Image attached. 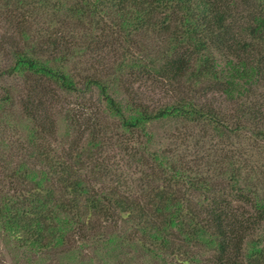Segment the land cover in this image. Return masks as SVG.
<instances>
[{"label": "trees", "instance_id": "trees-1", "mask_svg": "<svg viewBox=\"0 0 264 264\" xmlns=\"http://www.w3.org/2000/svg\"><path fill=\"white\" fill-rule=\"evenodd\" d=\"M0 27V85L29 91L6 232L87 264H264V0H0ZM94 91L81 126L66 98Z\"/></svg>", "mask_w": 264, "mask_h": 264}, {"label": "rangeland", "instance_id": "rangeland-1", "mask_svg": "<svg viewBox=\"0 0 264 264\" xmlns=\"http://www.w3.org/2000/svg\"><path fill=\"white\" fill-rule=\"evenodd\" d=\"M4 33V28L2 29L0 27V35ZM6 50L2 49L0 52V67H3L9 59L8 56H10V53H7ZM4 88L11 90L14 103H4L0 107V203L4 196L10 197L14 192H17V186H20L13 178V173L23 154L27 151L25 148L27 147L26 142L28 141V126H26L28 124L22 113L21 105L18 104V99H22V96H25L29 91L23 85L22 79L12 78L3 82V85H0V100L5 94ZM64 99L65 96L63 95ZM66 99V105L68 103V106L73 110V114L80 119L81 126L89 122L87 119L92 113L93 116L96 114V119L99 120V123L101 122L100 124H103L105 121L101 115L105 106L96 91L90 94L68 96ZM62 106L64 108V102L55 109V114H57L56 122L58 124L57 138L58 142L60 140L64 145L66 141L63 140L67 138L68 141L65 145L67 146L72 140L71 136H74L75 133L68 134L67 124L63 122L64 115H59L60 113L62 114ZM172 125L169 123L156 124L152 127V132L156 133V138L160 136L161 138L162 136L168 137ZM49 142L55 148L57 146L59 148V143ZM116 154L118 152H115L113 155L115 156ZM120 157L118 154L117 158ZM134 255L138 257V255ZM71 257L73 256L70 253L69 246L58 249L52 248L50 250L44 249L40 253L31 251L16 236L6 232L0 225V264H87L86 260L80 263L76 259H71ZM116 263L132 264L133 260L130 262L125 259H120ZM92 264L98 263L95 262ZM136 264H153V261L150 257H141V260L139 259Z\"/></svg>", "mask_w": 264, "mask_h": 264}]
</instances>
